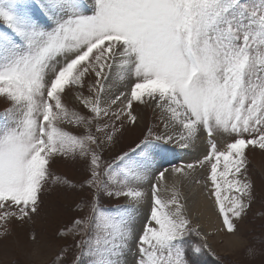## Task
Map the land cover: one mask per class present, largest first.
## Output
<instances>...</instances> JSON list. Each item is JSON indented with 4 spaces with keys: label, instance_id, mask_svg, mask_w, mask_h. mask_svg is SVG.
Returning <instances> with one entry per match:
<instances>
[{
    "label": "snow or ice",
    "instance_id": "obj_1",
    "mask_svg": "<svg viewBox=\"0 0 264 264\" xmlns=\"http://www.w3.org/2000/svg\"><path fill=\"white\" fill-rule=\"evenodd\" d=\"M117 83L128 91L117 94ZM74 88L87 115L65 102ZM0 97L9 102L0 111V242L13 219L39 211L47 186L87 187L93 197L77 205L86 214L61 232L84 237L73 264H130V254L131 264H205L216 253L175 186L162 192L165 172L150 190L143 185L156 155L206 133L207 155L172 171L209 165L204 183L227 232L239 231L255 191L246 149L264 150V0H0ZM134 102L159 110L163 132L150 127L134 149L105 161L124 121L138 119ZM217 135L231 142L221 149ZM57 157L85 162L89 178L77 185L55 175ZM101 194L128 203L105 209ZM149 200L137 235L136 213Z\"/></svg>",
    "mask_w": 264,
    "mask_h": 264
},
{
    "label": "rangeland",
    "instance_id": "obj_2",
    "mask_svg": "<svg viewBox=\"0 0 264 264\" xmlns=\"http://www.w3.org/2000/svg\"><path fill=\"white\" fill-rule=\"evenodd\" d=\"M92 79V77H89L88 82H91ZM127 89V86L117 83L113 91H116L118 94L119 91H128ZM76 91L77 89L75 88L71 91L66 90L65 102L69 108H74L82 114L87 115L88 110L75 99ZM8 106L9 102L3 97H0V111H3ZM133 113L138 117L136 123L131 124L124 121V127L118 132L114 143L105 147L103 152L105 161H111L122 152H128L134 149L144 138L148 128L156 126L155 131L158 133L163 132V125L160 123V112L151 104L144 105L139 102H134ZM114 122L119 127L120 122ZM61 127L77 134L84 132L82 126L73 124L63 123ZM215 139L217 146L221 149L224 148L227 142H231L225 136L217 135ZM208 150L209 144L206 133H203L187 148H181L175 144L170 145L169 150L153 158L147 170L148 180L143 185L145 190H150L151 186L156 183L159 172L164 171L170 183H163L161 181V190L163 192L165 186H167L169 191L165 194L166 196H170L173 186H176V190L180 192L181 202L186 204V212L189 218L192 217L190 218L192 227H197L198 225L194 223L195 216H191L190 214V199L196 192L191 188L194 185L200 184V186H205V192L209 193L211 183H204L209 174V165L205 164L203 167L197 165L186 176L178 174L181 177L180 182H176L172 178L174 174L172 169L188 164H195L207 155ZM246 156L247 174L254 183L255 191L254 201L250 209L247 211L245 218L238 223V232H240V237H243V241L239 246L228 249L223 237L218 238L219 240L217 239V233L226 232L225 225H223V228H216L213 233L209 234L211 238L214 237L213 241L209 239V236H203L198 227L201 236L206 237V243L216 253L215 256L206 255L202 257L205 264H264V150L259 149L258 146H249L246 149ZM50 166L51 171L55 175L66 177L77 185L83 183L90 176L87 164L80 160L57 157L51 161ZM184 191L185 194L183 193ZM93 194V190L87 187L69 189L62 185L47 186L41 196L42 203L36 214L31 215L30 219H25L24 221L13 219L8 224L10 235L6 242H0V264H11V261L17 259L22 260L23 264H53L61 252L64 254L63 264H73L76 256L80 253V249L76 245L84 237L73 233L61 235V232L66 228H70L74 219L86 214L87 208H79L77 205L87 204L93 197ZM126 203H128V200L125 197L115 198L104 194L100 195V204L105 209H112L117 205ZM150 207L151 201H146L136 213L135 228L137 235L139 234L144 219L150 212ZM220 217L222 220L221 215ZM33 234L36 236V241H32L31 239ZM191 240L197 243L204 242L196 235H193ZM249 249H252L251 253ZM134 251L135 246L133 244ZM128 260L131 264V254L128 256Z\"/></svg>",
    "mask_w": 264,
    "mask_h": 264
},
{
    "label": "bare ground",
    "instance_id": "obj_3",
    "mask_svg": "<svg viewBox=\"0 0 264 264\" xmlns=\"http://www.w3.org/2000/svg\"><path fill=\"white\" fill-rule=\"evenodd\" d=\"M171 176H169V177H171ZM172 178H174V180L176 182H178L181 177H180V175H178V174L176 175L174 173ZM164 182L170 183L167 175H165V180L163 181V183ZM165 187H167V186H165ZM191 189L192 190L194 189L196 192L193 194V197L190 199V203H189L190 204L189 208L191 210L190 214H191V216H193V215L195 216V222L194 223H196L198 225L202 235L203 236H209V234L213 233L216 228H218V229L223 228V225H224L222 223L223 219L221 220L218 208L215 204V199H214V197H211L209 193L205 192L206 187L200 186V184H199V185H194ZM183 193L185 194V191ZM166 194H165V196H166ZM168 195H169V193H168ZM188 197H189V195H188ZM143 208L146 209V207H144V206H143ZM190 218H192V217H190ZM226 232H227V230H226ZM226 232H219V233H217L218 235L217 234L216 235H217V239L218 238L220 239V237L224 238L225 245L228 249H233L242 243L243 237L242 238L240 237V234H239L240 232H238L236 235H232V234H229ZM209 239H212V241H213L214 237H212V238L210 237Z\"/></svg>",
    "mask_w": 264,
    "mask_h": 264
}]
</instances>
